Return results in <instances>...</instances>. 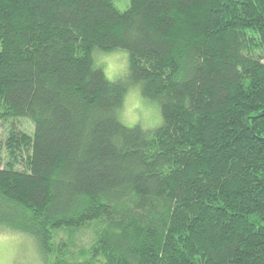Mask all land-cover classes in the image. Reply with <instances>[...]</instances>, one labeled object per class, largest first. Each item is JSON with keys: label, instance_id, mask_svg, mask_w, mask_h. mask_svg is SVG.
Returning a JSON list of instances; mask_svg holds the SVG:
<instances>
[{"label": "trees", "instance_id": "trees-1", "mask_svg": "<svg viewBox=\"0 0 264 264\" xmlns=\"http://www.w3.org/2000/svg\"><path fill=\"white\" fill-rule=\"evenodd\" d=\"M0 124V232L47 264H264V0H0Z\"/></svg>", "mask_w": 264, "mask_h": 264}, {"label": "rangeland", "instance_id": "rangeland-1", "mask_svg": "<svg viewBox=\"0 0 264 264\" xmlns=\"http://www.w3.org/2000/svg\"><path fill=\"white\" fill-rule=\"evenodd\" d=\"M119 7L122 8V6ZM141 99L149 103L148 105L153 104L152 106L155 105L157 107L156 103L148 102L142 97L137 85L131 86L127 89L122 102V109L119 114L120 120L124 125L129 127L139 125L144 129L157 128L162 123L159 111L157 112L160 117V123L154 127H144L145 123L155 119L157 114L152 107H144ZM6 126V124H0V137L2 141L6 135ZM18 126L26 131H31V125L24 120H21ZM0 155L3 156L1 151ZM63 235H65L64 232ZM0 264H47V261L41 255L34 239L30 236L19 232L2 231L0 232Z\"/></svg>", "mask_w": 264, "mask_h": 264}, {"label": "clouds", "instance_id": "clouds-1", "mask_svg": "<svg viewBox=\"0 0 264 264\" xmlns=\"http://www.w3.org/2000/svg\"><path fill=\"white\" fill-rule=\"evenodd\" d=\"M90 56L91 68L93 70L101 69L109 80H114L129 71V53L125 49L115 48L105 51L94 47ZM159 123L160 117L157 115L155 119L146 122L144 127H154Z\"/></svg>", "mask_w": 264, "mask_h": 264}]
</instances>
